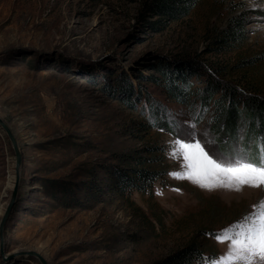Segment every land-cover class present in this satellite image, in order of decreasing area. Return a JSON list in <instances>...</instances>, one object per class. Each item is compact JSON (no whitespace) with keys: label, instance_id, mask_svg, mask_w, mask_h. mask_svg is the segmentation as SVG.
I'll return each mask as SVG.
<instances>
[{"label":"rangeland","instance_id":"obj_1","mask_svg":"<svg viewBox=\"0 0 264 264\" xmlns=\"http://www.w3.org/2000/svg\"><path fill=\"white\" fill-rule=\"evenodd\" d=\"M145 1L0 0V116L23 154L6 257L35 250L49 264H150L264 200V188L210 191L174 178L181 164L169 157L176 133L186 137L192 123L216 139L215 151H256L260 135H247V125L262 121L253 110L228 142L214 128V100L205 106L198 94L219 83L214 99L228 87L264 105V10L251 0H199L185 15L161 16ZM162 66L187 78L182 97L152 81ZM158 108L171 129L150 125ZM139 159L168 168L165 184L157 181L153 194L113 191L109 165ZM15 168L13 144L0 127V220ZM61 183L78 189L79 207L53 198ZM92 184L96 195L84 199ZM208 244L219 256L228 251L215 238ZM0 264L41 263L0 252Z\"/></svg>","mask_w":264,"mask_h":264},{"label":"trees","instance_id":"obj_2","mask_svg":"<svg viewBox=\"0 0 264 264\" xmlns=\"http://www.w3.org/2000/svg\"><path fill=\"white\" fill-rule=\"evenodd\" d=\"M198 1L199 0H147L144 3V7L147 11L153 12L156 15H171L176 17V13L182 10V15L189 13L196 6ZM236 37L238 36H234V38ZM162 67L163 68H159L160 76H152V81L158 82L160 85L166 87L169 92H172L174 97H182L184 93L181 85L184 87L188 86L189 82L187 78L176 71L170 70L168 66ZM221 87H223V85L218 83L217 86L209 87L204 93L200 92L198 94L202 104L205 106H209L211 101L214 100L216 114L213 116L212 121L215 130L220 134L219 138H222V140L227 139L226 141L228 142L236 138L240 131L237 125L238 122L244 120L246 123L248 120L254 118L251 116L247 119L245 116V112L253 110L262 122H257L256 124L254 122H249L247 126L251 129L248 131L247 135L251 136L258 134L260 135V139H264V136L261 135L264 133V105H260L255 99L252 101H244L238 92L226 86L225 87L229 89V91L221 92L220 97L214 99L215 94L218 93V89ZM241 101H243V104H241ZM152 114V117H154L153 121L150 123L152 128L171 129V127L167 125V122H165L166 118L163 116L164 113L160 108L152 110ZM136 161V164L133 165L131 162L128 166L119 164L109 165L108 175L110 176V184L113 191L123 195L132 193L133 191L153 194V187L157 181H161L165 184L164 177L169 171L168 168H150L146 166L143 160L139 159ZM147 161L149 160L147 159ZM148 163L151 162L149 161ZM52 190L54 191L53 198L58 200L62 206L79 207L81 204V196L77 194L78 189L75 188L72 183L54 185ZM95 195V185L92 184L90 191L86 192L84 199L88 200ZM205 230L200 235L191 238L185 245L171 251L166 256L150 264H202V256H219L217 246L208 244L209 240L214 238V236L209 234L219 230ZM199 236L206 239V242L198 240Z\"/></svg>","mask_w":264,"mask_h":264},{"label":"snow or ice","instance_id":"obj_3","mask_svg":"<svg viewBox=\"0 0 264 264\" xmlns=\"http://www.w3.org/2000/svg\"><path fill=\"white\" fill-rule=\"evenodd\" d=\"M251 3L264 10V0H251ZM190 128L186 137L180 138L177 132V139L169 144V157L181 164L180 170L170 175L210 191L264 188V139L259 141L255 152L239 145L228 152H219L214 150L216 139L208 132L198 133L195 123ZM209 235L217 243H227L228 251L220 256H202V264L264 262V200L253 205V210L240 220Z\"/></svg>","mask_w":264,"mask_h":264},{"label":"water","instance_id":"obj_4","mask_svg":"<svg viewBox=\"0 0 264 264\" xmlns=\"http://www.w3.org/2000/svg\"><path fill=\"white\" fill-rule=\"evenodd\" d=\"M0 127L7 133L9 139L11 140L15 153H16V168H15V178L13 183V191L11 198L6 206L5 212L0 220V252L4 259H8L14 256L22 255L28 258H35L37 259L41 264H49L48 260L44 255H42L40 252L35 250H25V251H19L18 253L11 254L9 257H6L5 254V231H6V225L12 215V213L15 211L16 205L19 200L20 195V188L22 184V164H23V154L20 149L18 139L16 138L13 130L8 125V123L5 122V120L0 116Z\"/></svg>","mask_w":264,"mask_h":264},{"label":"bare ground","instance_id":"obj_5","mask_svg":"<svg viewBox=\"0 0 264 264\" xmlns=\"http://www.w3.org/2000/svg\"><path fill=\"white\" fill-rule=\"evenodd\" d=\"M13 184V183H12Z\"/></svg>","mask_w":264,"mask_h":264}]
</instances>
